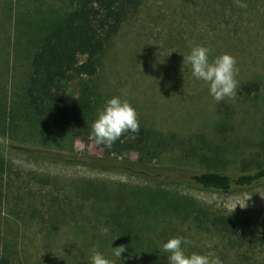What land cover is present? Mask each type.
Returning a JSON list of instances; mask_svg holds the SVG:
<instances>
[{
  "label": "rangeland",
  "instance_id": "1",
  "mask_svg": "<svg viewBox=\"0 0 264 264\" xmlns=\"http://www.w3.org/2000/svg\"><path fill=\"white\" fill-rule=\"evenodd\" d=\"M82 1L0 0L1 252L17 264H90L95 248L115 264H154L130 258L129 251L147 248L145 237L134 245L132 231L131 240L123 242L119 228L107 222L119 202L125 222L132 224L136 216L145 221L135 230L151 235L159 250L180 236L187 241L186 253L211 250L222 264H264V245L249 250L223 243L195 220L211 212L263 223L264 184L229 191L223 183L210 191L191 180L210 170L250 169L262 153L264 0H245L244 8L234 0H140L127 10L120 31L106 40L98 74L61 82L64 91L91 106L79 123L57 126L27 103L31 61L44 37ZM196 45L209 47L210 59L225 52L235 56L234 98L214 101L204 82L183 66V55ZM255 82L258 92L242 94L244 85ZM114 95L136 109L145 143H95L91 125ZM147 140L157 151L146 159L139 152ZM45 154L78 162L140 163L154 179ZM102 226L109 231L101 233ZM122 245L128 252L119 259L113 247ZM244 252L252 259L242 258Z\"/></svg>",
  "mask_w": 264,
  "mask_h": 264
},
{
  "label": "trees",
  "instance_id": "2",
  "mask_svg": "<svg viewBox=\"0 0 264 264\" xmlns=\"http://www.w3.org/2000/svg\"><path fill=\"white\" fill-rule=\"evenodd\" d=\"M139 1L83 0L77 9L44 37L40 49L32 58L31 75L26 89L27 103L37 115L49 118L57 126L71 121L79 123L82 120L83 114L90 110V102L67 93L60 87V84L63 80L71 77H94L98 74L97 59L105 50L106 40L120 31L127 10L137 5ZM259 90L260 85L256 82L248 83L241 88L242 94L246 96ZM1 118L0 115V120ZM145 133V129L139 126L138 131L134 133H123L116 144L119 145V141L125 142V140L128 141V144H143L146 142ZM149 143L150 140H147L145 145H148V147L146 148L144 145L143 150L146 148L144 152L142 149L139 152L141 156L145 155L146 159L151 155H155L157 151H152ZM260 147L262 153L257 154V158L252 162L254 166L250 169L242 168L241 171L232 173L210 170L192 175L191 180L199 188L210 191L216 190L223 183L227 184L229 191L247 190L263 185L264 141L260 144ZM42 157L80 163L95 169L123 171L144 180L154 179L153 175L143 170L147 166H142L140 163L127 165L121 160L112 159L109 161L101 158H92L89 162H78L77 160L56 158L58 156L50 154H45ZM115 207L117 208L112 211L107 222H111L119 228V239L123 242L130 241L131 237L130 239L128 237L133 231L131 234L134 233V245L140 244L143 237H145V242L148 243L146 249L129 251L131 252L130 258H137L144 263L154 261V264L166 259L167 253L157 248L151 235L150 237L149 235L139 234L135 230L137 226L139 229V224L143 227L146 226V222L136 216L133 219L131 218L133 220H131L132 224L126 223L125 211L122 210L121 204L117 202ZM129 211H132V209L130 208ZM210 213L205 212L203 217H196L195 220L199 222V227L208 231L213 230L216 237L223 243L235 247H246L249 250L264 245V222L256 225L255 221L239 214ZM188 215L190 216L192 213L189 212ZM130 217H132L131 213ZM126 218H129V216H126ZM127 252H124V254H127ZM242 258L248 260L252 259V256H248V253L244 252ZM0 264L17 263L6 257L0 250Z\"/></svg>",
  "mask_w": 264,
  "mask_h": 264
},
{
  "label": "clouds",
  "instance_id": "3",
  "mask_svg": "<svg viewBox=\"0 0 264 264\" xmlns=\"http://www.w3.org/2000/svg\"><path fill=\"white\" fill-rule=\"evenodd\" d=\"M234 2L241 8L247 6L245 0H234ZM210 54L209 47L196 45L187 55H183L182 64L190 67L193 77L204 82L209 96L214 101L220 102L225 98H234L238 84L235 56L225 52L210 59ZM138 128V114L134 106L126 98L114 95L107 99L98 111L97 117L91 125L90 135L95 138L96 144L111 147L123 133H134L138 131ZM108 231L107 227L100 228L101 233ZM186 243L185 238L174 236L159 246L162 252L167 253V264H222L220 258L211 250L204 253H186L182 247ZM113 249V255L120 259L125 247L122 245L113 247ZM89 259L90 264H115L113 260L95 248L92 249Z\"/></svg>",
  "mask_w": 264,
  "mask_h": 264
}]
</instances>
